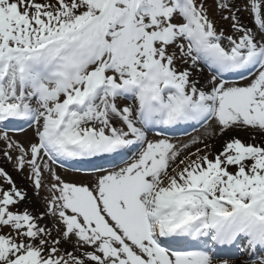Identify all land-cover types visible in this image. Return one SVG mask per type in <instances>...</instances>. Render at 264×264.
Returning <instances> with one entry per match:
<instances>
[{
    "label": "snow or ice",
    "instance_id": "obj_1",
    "mask_svg": "<svg viewBox=\"0 0 264 264\" xmlns=\"http://www.w3.org/2000/svg\"><path fill=\"white\" fill-rule=\"evenodd\" d=\"M214 3L0 0V264H264V0Z\"/></svg>",
    "mask_w": 264,
    "mask_h": 264
},
{
    "label": "rangeland",
    "instance_id": "obj_2",
    "mask_svg": "<svg viewBox=\"0 0 264 264\" xmlns=\"http://www.w3.org/2000/svg\"><path fill=\"white\" fill-rule=\"evenodd\" d=\"M211 10H212V12H214L215 11V8L213 9L212 7H211ZM243 18H247V13H244L243 14ZM202 133V132H201ZM232 133H227L226 135H231ZM241 135H243V133H241ZM189 139V138H188ZM175 141H185V138H177V139H174ZM216 147L217 148H219L220 147V141H218L217 142V144H216ZM0 148H2V146H0ZM18 180H21L22 182L21 183H19V181ZM26 181V179H25V177L20 173V175H18V177H17V179H16V184H17V186L18 187H21L22 186V184H23V182H25ZM27 181H28V179H27ZM32 189H30L29 190V195H35L36 197H38V198H43V193H42V195L40 194V196H37L34 192H33V190L31 191ZM35 197V198H36ZM26 202V201H25ZM37 205H39L40 206V208H37V209H39L41 212H43L44 211V209H43V207H44V204H40V203H37Z\"/></svg>",
    "mask_w": 264,
    "mask_h": 264
},
{
    "label": "bare ground",
    "instance_id": "obj_3",
    "mask_svg": "<svg viewBox=\"0 0 264 264\" xmlns=\"http://www.w3.org/2000/svg\"><path fill=\"white\" fill-rule=\"evenodd\" d=\"M199 75L201 76L202 79H203V78H206V76H204V75H201V74H199ZM37 200H38L37 198H30L29 200H27L26 204L29 205V206H31V205H32L33 203H35ZM36 206H37V204H36ZM34 210H35V209H34Z\"/></svg>",
    "mask_w": 264,
    "mask_h": 264
}]
</instances>
